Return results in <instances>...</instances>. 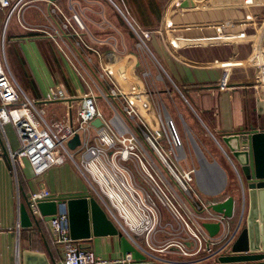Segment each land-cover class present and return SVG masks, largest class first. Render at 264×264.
I'll return each instance as SVG.
<instances>
[{
    "label": "built area",
    "instance_id": "2783aa9c",
    "mask_svg": "<svg viewBox=\"0 0 264 264\" xmlns=\"http://www.w3.org/2000/svg\"><path fill=\"white\" fill-rule=\"evenodd\" d=\"M39 0H0V10L5 13L4 33L9 21L15 17L20 27L31 31L23 22L27 8ZM52 4V0H41ZM183 0H170L161 16L156 31L169 49L184 45H202L219 42L251 43V53L246 60L231 57L227 65L213 67L221 73L216 97L212 100L215 112L222 101L227 99L231 89L230 75L234 69L253 68L255 85L264 88V19L257 23L251 9L264 7V0H192V7H181ZM52 12L63 18L61 32L72 35L75 44L82 47L84 57L68 45V38L61 33L49 37L56 43L58 51L70 65L81 83L83 92L79 96V106L74 121L52 120L47 122L44 113L36 108L18 87L4 62L0 49V129L11 125L17 136L19 149L9 153L14 172L26 161L34 177H41L54 167L64 165L68 160L85 177L98 199L116 223L117 229L127 237L146 260L166 264L154 255L174 250L184 257H191L201 251L206 259L224 253L235 240L246 215L247 199L242 180L234 163L219 141L210 132L209 124H202L203 143L216 147L224 160L225 168L217 163L210 165L217 175L211 185L223 193L228 183V172L232 181L234 199L233 215L230 218L215 213L202 194L194 187L195 169L182 171L177 167L184 157L182 140L174 121L166 110L160 107L153 111L152 100L143 78L135 74L136 59L131 54L118 57L114 52L102 54L87 41L81 33L85 27L73 12L66 17L53 5ZM126 18V15L122 13ZM137 46L149 52L148 42L153 31L132 24L126 18ZM4 33L2 40L4 38ZM3 44V42H1ZM92 57L97 59V67ZM159 79L161 77L159 76ZM174 86V85H173ZM183 102L186 98L174 86ZM254 96L256 100L260 97ZM65 99L61 90L49 89L45 101L57 102ZM103 100L112 111L106 120L97 107ZM98 120L100 126H94ZM77 136L79 146L71 151L68 143ZM163 140L165 145H160ZM155 157L152 160L147 153ZM79 154V163L74 154ZM138 163L144 174L143 184L137 186L131 179L129 164ZM42 186L29 197L31 208L36 211L38 201L57 204V212L47 223L53 244L61 248L62 258L57 264H139L132 253L116 259L98 257L91 250L83 249L70 237L69 216L66 204L59 203ZM161 212H165L175 222L184 235L183 242L167 243L162 250L152 249L155 235L164 232L168 224H161ZM218 224L219 231L211 237L203 224ZM172 226V224H171ZM170 235V234H169ZM143 240L141 245L138 240ZM189 247L192 252L189 253ZM216 254V255H215Z\"/></svg>",
    "mask_w": 264,
    "mask_h": 264
},
{
    "label": "crops",
    "instance_id": "0c3cea01",
    "mask_svg": "<svg viewBox=\"0 0 264 264\" xmlns=\"http://www.w3.org/2000/svg\"><path fill=\"white\" fill-rule=\"evenodd\" d=\"M111 6V8L116 12L118 17L125 23L126 25V32L130 36L133 35V32L130 29V26L126 20V18L132 23L140 26L143 29L153 31L151 42L154 36H157L160 40V43L164 49V51L173 59L174 66H176L175 76L180 80L181 84L185 87L198 89L201 91H205V104L201 107L198 111L192 103H190L183 92L176 86L174 81L171 79L170 76L166 74V71L163 69L161 64L153 57V53L147 52L150 57L156 62V67L159 69V74L156 77L157 83L163 82L165 78L160 75V72L166 74V80L171 85L176 86V88L180 91V93L186 98L187 104L185 107L188 109L190 113V117L188 120V127L185 123L184 117L178 113L175 109V104L173 101V108L176 110V117H179L184 133L186 135V140L189 143V151L186 152L183 146V154L184 157L178 162L177 167L182 171H189L191 169H195L197 175L194 178V187L202 194L204 201L208 205L218 204L224 202L228 198L224 200L212 202L209 197H217L220 196L222 193L217 191V188L211 185L210 181L216 180V174L214 173L213 168L209 167L214 163H221L218 164L220 167H224V160L219 155L218 150L216 147H208L203 143L202 138V124H209L211 134L216 137L219 141V134L222 133H229L235 132L239 130V128L243 127L245 129H249L251 127L255 128L256 130H264V125H258V122H264V88L255 85V76L247 75L240 80L230 81L231 89L227 92V99L220 103L219 107L216 108L215 112L212 107V100L216 97V83L218 81V72L219 70L213 67V64L217 62L218 66H222L221 64H228L227 61L231 57H235L238 60H246V58H239L241 55V51H237L238 44L248 41H240L237 43H229V42H219L213 44H220V45H232L235 49L234 51L229 53V58L227 61H212V62H202V61H192L184 57L180 54V52L185 49L187 46L195 47V46H210L212 44H202V45H184L180 46L176 49H169L161 39V37L156 34L157 29L161 23V16L163 14L164 9L170 2V0H118L120 5L114 0H107ZM261 1V0H256ZM40 4H32L29 8H27L23 14V22L26 26L32 29H42L45 32H36V35L44 36L53 44V47L56 52V56L49 58L48 54H45L42 49L40 48L39 44L33 42L31 38V34L27 33H35L31 30L23 29L19 26L17 21L14 19V23L16 24L15 29L9 30L8 26L10 24V20L7 28L4 33V21L6 15L4 12L0 10V35L4 38L0 43L1 53L4 54L5 52V43L7 42L6 36L8 35L9 40L11 43L14 41H20V62L21 66L24 70V76L26 79H32L33 84L39 90V82L42 81L45 86L46 90L44 93H38V99L28 96L18 85L17 81L13 77L14 81L18 85V87L25 93V95L33 100L36 104L37 101H41V103H49L45 101V97L49 92V89L52 88L54 90H61L65 93V99L63 101L68 103V113L65 117L61 120L67 121H74L76 115H73L72 111L73 108H76V114L79 106V96L83 92L82 86L80 81L78 80L76 74L71 69L68 62L63 59L61 54L58 51V47L56 43L49 37V32L53 33L56 36L57 33H61L64 38H68V45L74 51H77V55L80 57H84V51L82 47H79L75 44V40L73 39L72 35L67 32H61V23L63 18L59 13L52 12L53 5L57 6L60 11L66 16L70 17L73 12L78 13L85 29L81 32L84 38L91 42L93 47L98 49V51L102 54L108 52H114V54L118 57H123L128 54H131L136 59V70L139 65H141V61L146 59V54L143 48L137 46L136 41V48L137 54L133 52V49L130 46V42L133 43V40L129 39V36L124 35L120 29L115 27L111 21H109L105 17L104 6L100 5L97 2H93L90 0H52V4L47 3L46 1H36L35 3ZM260 8V11L257 15H254V9ZM30 10H35L36 14H39L40 19H35ZM252 15L257 23H260L261 20H258V16L261 12L264 11V7L262 6H255L251 9ZM124 13L126 18L123 16ZM89 25H92L90 28ZM130 33V34H129ZM134 36V35H133ZM43 37V38H44ZM135 38V36H134ZM128 39V40H127ZM148 44V43H147ZM57 52L65 61L67 66L69 67L72 78L75 82L79 85L77 90V94L70 96L68 94V90L65 86V81L59 71L60 64L57 62ZM239 52V53H238ZM33 58H31V56ZM145 56V59L142 57ZM147 55V57H149ZM239 56V57H238ZM4 57V55H3ZM6 58L4 57V62L6 63ZM93 65L95 68L97 67V59L92 57ZM7 65V63H6ZM8 67V65H7ZM9 69V67H8ZM245 71L250 70L251 68H238L234 69L233 71L242 70ZM200 72V73H209L211 74V81H201L195 80L193 78V74L191 72ZM49 72H51L52 77L56 82L53 86L49 85ZM177 72V73H176ZM213 73V74H212ZM137 75V74H136ZM31 76V78H30ZM138 77L139 76L137 75ZM159 76L161 79H158ZM145 79V78H144ZM69 80V81H68ZM68 82H71L70 77H68ZM73 88V85H71ZM172 86V85H171ZM252 92H249V90ZM207 95L206 91H210ZM40 91V90H39ZM203 94V92H202ZM203 94V95H204ZM257 94L256 97H260L259 100H256L254 96ZM74 102H77L74 105ZM153 111L157 114L158 109L163 107L162 102L153 101ZM99 109V108H98ZM165 110V109H164ZM173 110V111H174ZM227 110L228 116L231 118V123L229 127H225L220 123V118L218 116ZM100 111V110H99ZM43 112V111H42ZM101 112V111H100ZM169 117L174 121L172 115L170 114L169 110L166 111ZM200 112V113H199ZM44 113V112H43ZM45 116V113H44ZM224 116V114H223ZM56 120V119H53ZM175 123V122H174ZM176 126V125H175ZM177 129V128H176ZM214 129L217 130L219 133L217 136L213 132ZM178 131V130H177ZM179 134V132H178ZM180 136V134H179ZM181 138V137H180ZM182 140V139H181ZM220 143V141H219ZM221 144V143H220ZM223 149L230 154L227 149L221 144ZM19 149V143L17 140L16 133L14 128L11 125H6L3 127V130L0 129V264H23L22 261V254L24 252H33L45 255L48 260L49 264H57L62 258V251L61 248L55 246L53 244V240L50 234V230L47 223L39 222L40 231L33 226L32 228L22 229L20 227L19 221V210L20 206L24 203V197L27 198L29 201V197L31 194L37 190H39L42 186L48 189L51 194L55 197H69V196H91L103 209V211L108 215V217L113 221L107 209L105 208L104 204L98 199L95 192L93 194L82 193L78 191L77 182L80 178H84L85 182L88 180L81 175L78 169L74 166L69 169L64 168L65 164L62 166L54 167L41 177H34L32 171L26 161L21 166L16 167V172H14L9 153H15ZM4 150L7 153V156H4ZM150 158L155 160V157L147 151ZM131 168V179L133 184L137 186H141L143 184L144 174L141 171L140 166L138 163H131L129 164ZM225 168V167H224ZM62 173V176L60 174ZM82 177H81V176ZM228 176L231 177L230 173L228 172ZM63 179L64 182L70 183V185L65 186L63 188L61 186V180ZM90 186V184H89ZM91 187V186H90ZM92 189V188H91ZM245 195L247 199L246 204V215H247V208H248V194L247 189H245ZM232 197V195L230 196ZM215 200V199H212ZM165 212H161V224H165V220H163V215ZM246 215L243 220V224H245ZM39 218V217H38ZM40 219V218H39ZM38 219V220H39ZM41 220V219H40ZM114 222V221H113ZM116 225V223L114 222ZM160 237V236H159ZM157 241V235L154 236L152 240V249L162 250L166 248V244H154ZM81 243L79 246L83 249L91 250L97 255L98 257L105 258V259H116L122 257V247L121 242L118 237H98L92 238L85 241H80ZM138 242L142 245L143 240L139 239ZM159 242V240H158ZM144 246V244H143ZM213 259V258H211ZM215 259V258H214ZM206 260H197L194 262H189L186 264H206L204 261ZM145 263L148 264H157L155 262L145 260ZM159 263V262H158ZM177 264H181L180 262ZM183 264V263H182Z\"/></svg>",
    "mask_w": 264,
    "mask_h": 264
},
{
    "label": "rangeland",
    "instance_id": "374dc122",
    "mask_svg": "<svg viewBox=\"0 0 264 264\" xmlns=\"http://www.w3.org/2000/svg\"><path fill=\"white\" fill-rule=\"evenodd\" d=\"M93 2H97L100 5L104 6V11H105V17L112 22V24L117 27L118 29L121 30V32L126 35L129 36L126 32V25L125 23L120 19V17H118V15L116 14V12L111 8L109 2L107 0H90ZM115 2L118 3V5H120L118 0H114ZM34 4H40L41 3H34ZM42 6V5H41ZM35 10H30L29 13L32 14V16L37 20L40 19L39 14H36L34 12ZM264 17V11L260 13V15L258 16V20H261ZM16 24L14 23V19H12L10 21V24L8 26L9 30L11 31L12 29H15ZM89 27L91 28L92 25H89ZM34 32H38V31H34ZM130 34V33H129ZM2 35V34H1ZM0 35V43H1V38L2 36ZM32 36L28 37L31 38V40L37 44H39L40 48L42 49V51L45 54L49 55V58L56 56V52L55 49L53 47L52 42L50 41V39L41 36V35H36V33H32ZM44 37V38H43ZM129 39L133 40V43L130 42V46L133 49V52L135 54H137V48H136V39L134 38L133 35L130 34ZM128 40V39H127ZM20 46V41H14L13 43H11L10 41H7L5 43V52H4V57L6 58V63L9 67V70L11 72V74L13 75V77L15 78V80L17 81L18 85L21 87V89L28 95V96H32L36 97L38 99V93L42 92L44 93V91L46 90V86L42 81H38L39 84V90L38 88L33 84L32 79H26L24 76V70L22 68V66L20 65V54L17 52H20L19 49ZM148 47L150 49V52L153 53V57L156 58V60L161 64V66L163 67V69L166 71V74L168 76L171 77V79L174 81V83L176 84V86L183 92V94L185 95V97L187 98V100L192 103L194 105V107L199 111L201 109V107L205 104V91H201L198 89H194V88H189V87H185L181 84L180 80L175 76V70H176V66H174V61L173 59L164 51L160 40L157 36H154L153 40L151 42H148ZM241 51V55L239 58H246L250 55L251 53V43L250 42H243L238 44L237 47V51ZM234 47L232 45H220V44H212L210 46H195V47H191V46H187L185 47V49H183L182 52H180L181 55H183L184 57H186L189 60L192 61H202V62H212V61H227L229 58V53L234 51ZM146 54V59L145 56H142L145 60L141 61V65L138 66L137 70H136V74L139 76H142L143 74H149V77H146L144 80V84L146 86L147 91L149 92V97L151 100H155V101H159L160 103L162 102L163 104V108L167 111L169 110L170 114L172 115V118L174 119L176 128L180 134V137L182 139L183 145H184V149L186 152L189 151V143L186 140V135L184 133V129H183V125L179 119V117H176L177 113L176 110L178 111V113H180L185 120V123L188 127V120L190 117V113L188 111V109L185 107V104L183 103V100L181 99L180 95L178 94V92L174 89L173 84L171 83V85L168 83V81L166 80V74H163L160 72V75L165 78L164 81L157 83L156 77L159 74V69H157L156 67V62L153 60L152 57L149 56V54H147V52L144 51ZM21 53V52H20ZM239 53V52H238ZM147 55L149 57H147ZM31 56V54H30ZM3 57V56H2ZM57 62H59L60 67H59V71L62 75V77L64 79H66L65 81V86L68 90V94L70 96H73L74 94H77V90L79 85L75 82V80H73L72 73L69 69V67L67 66V64L65 63V61L62 59V57L59 55V53L57 52ZM32 58V56H31ZM33 60V58H32ZM177 71V70H176ZM177 73V72H176ZM193 74V78L195 80H201V81H211V74L209 73H200V72H191ZM213 74V73H212ZM221 73L220 71L218 72V77L217 79H219ZM247 75H251V76H255V70L253 68H251L248 71H245V69L242 70H237V71H232L231 75H230V81H234V80H240L242 78H244ZM68 77H70L71 82H68ZM31 78V76H30ZM159 79V78H158ZM168 79V78H167ZM68 80V81H67ZM56 82V80L53 79L51 72H49V85L53 86L54 83ZM218 82V81H217ZM73 85V88L72 86ZM217 85V83H216ZM213 90L210 91H206L207 95L209 94V92H211ZM203 92V94H202ZM216 92V91H215ZM249 92H252L251 88L249 90ZM173 101L175 104V109L173 108ZM77 102H74V105H76ZM97 107L99 108V110L101 111V113L103 114L104 118L106 120H109L112 117V111L109 109L108 105L103 101V100H98L97 101ZM36 108L40 111H43L45 113V120L47 122L52 121L53 119L56 120H61L63 117H65L68 113V103H65L63 101H57V102H49V103H41V101H37L36 104ZM174 110V111H173ZM227 110H224V112H222L219 116L218 119L220 118V123L222 125H224L225 127H229L230 123H231V118L228 116V114L226 113ZM73 115H76V108H73L72 111ZM200 113V112H199ZM224 114V116H223ZM258 125H264V122H258L256 121ZM216 136L219 134L217 132L216 129H214L213 131ZM222 133V132H221ZM220 133V134H221ZM219 134V135H220ZM159 144L160 145H165V143L163 142V140H159ZM74 154V159L77 163H79V154L78 153H73ZM221 165V163H218ZM71 167H74V165L71 163L70 160H68L65 163L64 168L69 169ZM61 176L62 173L60 172ZM81 176V175H80ZM82 177V176H81ZM85 179L80 178L77 182L78 191H81L82 193H87V194H93V190L91 189V187L89 186V184L87 182L84 181ZM70 185V183L64 182L63 179L61 180V186L63 188H65V186ZM232 181L231 178L228 176V183L227 186L225 188V191L217 197H209V199L212 202H216V201H220V200H224L225 198H228L232 195ZM215 199V200H212ZM248 211V208H247ZM163 220H165V224H168V226L165 228L164 232H160L157 234V241L154 244H169V243H177V242H183L184 240V235L180 234V230L178 228V226H176L174 220L172 221L171 218L165 213L163 215ZM164 224V225H165ZM172 224V226H171ZM170 234V235H169ZM160 236V237H159ZM159 240V242H158ZM177 241V242H176ZM81 242H77V245H79ZM189 253L192 252V248L189 247ZM155 256H157L158 258L166 261V264H177V263H189V262H194L197 260H205L207 254L204 252H200L197 255L191 256V257H184L183 255H181V253L174 251V250H167L163 253L160 252H155L154 253ZM210 262L204 261L206 262V264H214V259H209ZM157 263V262H155ZM157 264H163V263H157Z\"/></svg>",
    "mask_w": 264,
    "mask_h": 264
},
{
    "label": "water",
    "instance_id": "95a60500",
    "mask_svg": "<svg viewBox=\"0 0 264 264\" xmlns=\"http://www.w3.org/2000/svg\"><path fill=\"white\" fill-rule=\"evenodd\" d=\"M192 0H183L181 7H192ZM260 8L254 9V15ZM100 126V122H93ZM220 143L230 153L237 165L238 175L245 183L248 194V211L245 224L241 226L234 242L224 253L215 254L214 264H264V130L243 127L235 132L221 133ZM79 146V138L75 136L68 148L74 151ZM4 156H7L4 150ZM66 204L69 216L70 237L75 242L98 237H118L122 254L132 253L139 264L145 263L146 257L134 248L127 237L116 227L103 209L91 196H69L59 199ZM234 199L229 197L224 202L211 205V209L224 217L233 215ZM57 212V204L51 201H38L36 211L24 197L20 206L19 221L22 229L35 226L40 231L39 222L48 223ZM41 219H39V218ZM39 219V220H38ZM218 224H203V228L211 237L219 231ZM23 264H49L43 254L24 252Z\"/></svg>",
    "mask_w": 264,
    "mask_h": 264
},
{
    "label": "trees",
    "instance_id": "16d2710c",
    "mask_svg": "<svg viewBox=\"0 0 264 264\" xmlns=\"http://www.w3.org/2000/svg\"><path fill=\"white\" fill-rule=\"evenodd\" d=\"M32 33H33V32H32ZM32 33L29 32V33H27V35H28V34H32ZM35 33H36V32H35ZM38 33H39V32H38ZM36 34H37V33H36ZM6 40H7V41L9 40L8 35L6 36Z\"/></svg>",
    "mask_w": 264,
    "mask_h": 264
},
{
    "label": "flooded vegetation",
    "instance_id": "af4514ba",
    "mask_svg": "<svg viewBox=\"0 0 264 264\" xmlns=\"http://www.w3.org/2000/svg\"><path fill=\"white\" fill-rule=\"evenodd\" d=\"M242 184H243L244 190L247 189L246 185H245V183L243 181H242Z\"/></svg>",
    "mask_w": 264,
    "mask_h": 264
}]
</instances>
